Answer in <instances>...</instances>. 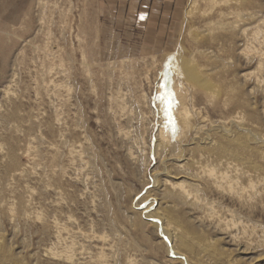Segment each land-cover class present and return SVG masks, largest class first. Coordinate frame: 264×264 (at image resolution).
Here are the masks:
<instances>
[{
  "label": "rangeland",
  "instance_id": "374dc122",
  "mask_svg": "<svg viewBox=\"0 0 264 264\" xmlns=\"http://www.w3.org/2000/svg\"><path fill=\"white\" fill-rule=\"evenodd\" d=\"M103 2L0 0V264H183L140 214L151 200L188 232L186 264H264V143L249 142L264 138V57L240 35L264 30V0H188L158 21ZM165 83L191 126L163 149ZM238 115L250 162L193 144Z\"/></svg>",
  "mask_w": 264,
  "mask_h": 264
},
{
  "label": "bare ground",
  "instance_id": "6f19581e",
  "mask_svg": "<svg viewBox=\"0 0 264 264\" xmlns=\"http://www.w3.org/2000/svg\"><path fill=\"white\" fill-rule=\"evenodd\" d=\"M245 5H247V4L245 3ZM235 11H236V9H235ZM257 14H258V11H255V10L248 11L247 8L246 9L242 8L241 12L237 16L241 19H244V17H245L246 20H247V17L249 19L250 18H252V19L257 18V20L259 21L260 18L257 17ZM233 15H234V13H233ZM252 19H251V21H252ZM261 24L264 25V22H262ZM229 26H230V24H229ZM248 31H249L248 29L243 28L242 31L240 32V35L242 34L241 36H243L244 38L246 37V40L248 39L247 42H249V43H246L244 45V48L242 49V53L244 54L245 57H249L250 55L252 57L253 56L256 57L257 55L260 56L261 54L264 55V52H262L261 48L259 47L261 45V43H263L262 45H264V30H262L261 26H259V24H257L253 27V29L250 32H248ZM262 33H263V35L261 36ZM248 36H251V37L248 38ZM257 42L259 43L258 48L256 47V45L258 44ZM255 43H257V44L255 45ZM262 49H264V48L262 47ZM263 55H261V56L264 57ZM208 57H210V56H208ZM213 57H215V56H213ZM173 59H174V62H172V64L170 66H172V68L175 69L179 74L186 77V70H184L179 64H174L177 59H175V58H173ZM261 60H262V58H261ZM169 69H170V67H169ZM176 71H175V73H176ZM175 86H178V85H175ZM179 90H176V91H179ZM175 95H176V93H175ZM159 108H160L159 110H161V107H159ZM181 109L182 110L173 114V116L175 118V126L174 127L175 128L177 126L179 127L176 129L177 130L176 132L174 130H172L174 133L170 131L169 126L171 124L169 125L167 118L163 119L162 126L160 127V129H158L159 130L158 136L160 138L159 146L163 147V149H164V147H166L169 144L170 141L172 142V140H170V138H172V136L176 137V139L179 140L184 135L185 131L187 133L190 129L191 122H190V119L188 116V112L186 111V109H184L182 107H181ZM160 113H161V111H160ZM242 122H243V118L241 115L234 116L233 118L229 119L228 121H224V122L217 124L215 126V136L214 137H210V135L207 134L208 133V131H207L204 133V135H205L204 138L199 137V140H201L202 142L193 141V144L194 145L204 144L203 148H205V149L209 148L210 150H213L214 152H216L217 154L216 153L215 154L218 156L219 160L225 164L229 165V164H231V162H233L235 160H241V159H245L244 163H248V162H250L249 159H246V157H241L240 153L237 151V149H233L234 147H242L243 148L245 146L244 140L241 137L242 134H245V135L247 134V135H251V136L253 135V134L249 133L247 130H245ZM171 129H172V127H171ZM237 133L240 134V136H238ZM171 134H173V135H171ZM173 140H174V138H173ZM192 140H194V139L192 138ZM249 142H252V143L259 145V143H264V138L252 136L249 139ZM176 145L173 146L174 147L173 151L178 152L180 150L178 149V147ZM178 145H179V143H178ZM165 150H167V149H165ZM222 158H223V160H222ZM247 171H250V170H247ZM209 174H210L211 178H213V182L217 185V187L221 188L222 190H229V189H231L232 185L234 184L233 179L228 177L226 175V173H224V172L219 173V171H215L214 169H210ZM172 186H174V187L177 186L178 188H180L183 196L186 198L188 197L189 193H187V191L184 189L183 182L180 181L178 183H172ZM256 194L259 195L260 193L259 192L257 193V191L254 190L252 192V194H250L249 196H250V198H252ZM157 201L156 202H154V200H151L148 202L146 201L147 204L144 206L142 205L143 207H141L142 210H141L140 214L142 216H144L145 219L146 218L149 219V222H151L153 225V229H156L159 232V234L162 236V238L164 239L168 253L171 254L172 256H176L179 260L184 262L183 264H186L185 256L176 252L174 250L175 249L174 247L177 246L179 248H188V249L190 248V246L187 245V243H185L186 242L185 237H186V234H188V232L183 230V228L182 229H179V228H172L171 229L167 225V222L169 221V219H167V217L160 214L159 212L157 213L158 209H156V207L157 208L160 207V202H157ZM227 263L228 264H234L232 259H228Z\"/></svg>",
  "mask_w": 264,
  "mask_h": 264
},
{
  "label": "crops",
  "instance_id": "0c3cea01",
  "mask_svg": "<svg viewBox=\"0 0 264 264\" xmlns=\"http://www.w3.org/2000/svg\"><path fill=\"white\" fill-rule=\"evenodd\" d=\"M188 0H105L107 5L120 7L118 12L125 10L133 14L134 20H161L180 14ZM122 8V9H121Z\"/></svg>",
  "mask_w": 264,
  "mask_h": 264
},
{
  "label": "snow or ice",
  "instance_id": "6c2138e0",
  "mask_svg": "<svg viewBox=\"0 0 264 264\" xmlns=\"http://www.w3.org/2000/svg\"><path fill=\"white\" fill-rule=\"evenodd\" d=\"M144 17L142 16L141 19ZM161 88L163 91L158 94L157 99L161 101V103L164 105V114L168 120V123L171 124L173 127L175 126V118L173 116V105L175 103V95L173 92L168 90L167 84H162Z\"/></svg>",
  "mask_w": 264,
  "mask_h": 264
}]
</instances>
